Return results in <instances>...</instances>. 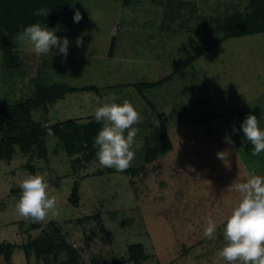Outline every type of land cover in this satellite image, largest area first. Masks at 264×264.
<instances>
[{
	"label": "rangeland",
	"instance_id": "obj_1",
	"mask_svg": "<svg viewBox=\"0 0 264 264\" xmlns=\"http://www.w3.org/2000/svg\"><path fill=\"white\" fill-rule=\"evenodd\" d=\"M247 2L65 0L55 35L69 41L66 61L61 55L37 56L16 39L18 66L8 69L0 51V106L30 97L36 84L59 82L97 90L66 95L47 112L32 111L33 121L83 124L110 94L119 104L129 100L143 117L135 125L143 146L128 168L138 170L134 177L102 167L97 155L72 163L54 136L44 138L46 158L15 146L10 161L0 159V247L13 245L9 264H43L32 251L27 262L23 247L54 235V226L79 253V264L93 258L133 264L127 260L131 244L143 246L141 264H226L219 256L226 244L223 226L240 201L231 185L252 174L264 177V152L253 156L240 129L247 115L264 128V32L222 39L217 30L224 15ZM76 11L79 23L73 21ZM197 46L203 53L174 70ZM12 135L0 120V142ZM161 144L165 151L145 162L146 149ZM225 149L228 158L218 159ZM37 172L48 174L49 195L57 201L56 214L42 222L16 210L21 182ZM73 183L77 207L68 201ZM209 217L218 225L214 240L203 235ZM63 257L57 251L49 260ZM0 264H6L1 254Z\"/></svg>",
	"mask_w": 264,
	"mask_h": 264
},
{
	"label": "trees",
	"instance_id": "obj_2",
	"mask_svg": "<svg viewBox=\"0 0 264 264\" xmlns=\"http://www.w3.org/2000/svg\"><path fill=\"white\" fill-rule=\"evenodd\" d=\"M64 5L65 0H0V51L2 52L3 64L6 68L14 69L18 66V58L14 54L15 41L23 29L33 23H39L46 25L50 30H55L60 24ZM41 8L49 12L47 17L34 14L36 10ZM217 30L222 33V39L264 32V0H248L243 10H234L224 15L221 22L217 24ZM204 50V48L199 46L194 47L193 56L175 65L174 70H182L194 58L201 55ZM158 82L147 83L146 85L151 87L157 85ZM143 86V84L139 86V91ZM92 90L96 91L97 89L92 85L77 88L66 83L42 82L36 84L35 90L30 97L14 104L1 105L0 120L6 122L7 131L13 133V135L1 140L0 159L5 162L10 161L15 146L24 154L35 149L40 157L46 158L47 150L44 146V138L54 136L61 143L65 155L73 157L72 163L90 162L96 156L98 150L94 146V138L102 128V124L96 122L94 117L83 124L67 120L45 126L33 121L30 114L32 111L47 112L48 105L63 99L66 95ZM165 144H161L160 147H148L144 161L150 162L158 154L164 152ZM124 172L134 177L137 175L138 170L134 168L127 169ZM68 201L73 207L78 206L77 183H73ZM82 220L83 217L76 219L77 222ZM53 232L54 235L45 234L43 237L27 243L23 247L25 260L28 262L29 252L32 251L36 262L42 261L43 264H79V253L67 243L60 232V228L54 226ZM13 249V245L11 246L10 244L0 247V254L6 264L10 263ZM57 251L63 252L65 257L57 262H50V257ZM127 254V260L133 264H141L146 259V254L141 244L129 245ZM90 264L123 263L93 258Z\"/></svg>",
	"mask_w": 264,
	"mask_h": 264
},
{
	"label": "clouds",
	"instance_id": "obj_3",
	"mask_svg": "<svg viewBox=\"0 0 264 264\" xmlns=\"http://www.w3.org/2000/svg\"><path fill=\"white\" fill-rule=\"evenodd\" d=\"M37 16H48L46 9H38ZM82 16L76 11L73 21L79 23ZM54 29L46 25L33 23L17 36L18 41L31 45L37 56L61 55L62 63L68 55L69 41L55 35ZM51 49H57L55 53ZM117 96L110 94L95 109L94 119L102 122V128L94 138L97 147V159L102 167L127 170L135 159L136 151L142 148L138 140L140 129L135 125L143 123V117L127 99L122 104L116 103ZM246 141L253 145L252 155L264 152V128L255 115H247L240 125ZM233 133L236 129H232ZM229 145L234 142L225 135ZM229 156L225 149L217 153V158L224 160ZM47 173L27 174L20 184L21 195L16 203L18 214L35 222L45 221L49 215H55L56 197L49 195L51 185ZM234 187L240 194V201L235 206L223 226L225 246L219 256L226 264H264V177L252 174L245 182L235 181ZM218 225L209 217L204 229V237L216 239Z\"/></svg>",
	"mask_w": 264,
	"mask_h": 264
}]
</instances>
